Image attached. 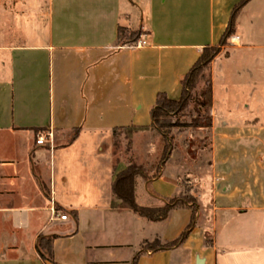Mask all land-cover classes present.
Instances as JSON below:
<instances>
[{"label":"crops","instance_id":"0c3cea01","mask_svg":"<svg viewBox=\"0 0 264 264\" xmlns=\"http://www.w3.org/2000/svg\"><path fill=\"white\" fill-rule=\"evenodd\" d=\"M241 1H13L15 40L0 35V264H51L37 253L40 236H56V264H133L138 254L137 264H264L259 78L240 93L228 73L234 52L264 45L244 43L240 25L229 55L212 63L211 173L193 181L199 208L187 239L142 249L177 240L192 221L190 208L153 222L113 207V184L129 164L116 155L114 134L150 126L159 93L180 97L181 79L206 46L220 42ZM263 3L251 0L239 15L253 7L255 17ZM120 28L148 45L122 44ZM49 130L54 146L37 145L36 135ZM181 177L167 161L159 178L139 180L138 204L162 206L180 192Z\"/></svg>","mask_w":264,"mask_h":264},{"label":"trees","instance_id":"16d2710c","mask_svg":"<svg viewBox=\"0 0 264 264\" xmlns=\"http://www.w3.org/2000/svg\"><path fill=\"white\" fill-rule=\"evenodd\" d=\"M251 0H242L233 10L229 26L217 45L206 46L200 57L181 79V95L178 99H171L165 93H159L155 105L151 111V124L146 127L131 128L128 131L135 132H155L164 143V153L160 165L162 166L172 147L173 130L178 127H188L193 129H212L211 109L213 104V83L211 66L214 60L222 53L223 48L230 45L232 37L236 36V22L240 11ZM119 40L122 44L136 42L140 38L139 32H132L126 29L119 30ZM193 105L197 116L191 123H180L179 117L185 114L188 108ZM160 166V167H161ZM156 167L155 171H149L145 165L137 164L133 158L129 159L128 167L118 174L113 184L114 202L113 207L118 210H129L142 218L153 222H161L167 219L170 212L178 208H190L193 218L182 235L171 243L162 244L156 240L145 242L143 250L160 251L176 247L183 243L194 226L195 215L197 213V203L195 198H191L181 193L182 182H180V192L168 199L163 200L160 207L142 206L137 202L136 188L139 180L151 183L161 176V168ZM46 197H50L49 189L41 184ZM56 236H40L36 245V250L40 258L51 264H56L53 242ZM140 254L136 256L133 264H137Z\"/></svg>","mask_w":264,"mask_h":264},{"label":"rangeland","instance_id":"374dc122","mask_svg":"<svg viewBox=\"0 0 264 264\" xmlns=\"http://www.w3.org/2000/svg\"><path fill=\"white\" fill-rule=\"evenodd\" d=\"M14 0H0V35L6 43H12L13 31L17 30L18 21L12 19L14 10ZM264 3L259 5L260 10L253 12V7L243 14L238 15L236 27H241L242 39L246 44L264 45V12L262 11ZM258 8V9H259ZM253 16V17H252ZM24 27V26H22ZM23 29V28H22ZM3 35H6L3 37ZM233 38V37H232ZM231 38V40H232ZM226 46L222 50L224 56H228ZM229 63V62H228ZM222 70V71H221ZM228 73L231 75L235 89L240 93L248 90L251 83L252 75L255 79L259 78L261 108H264V49H255L248 51H236L228 65ZM212 72V66H211ZM217 77L216 86L218 91L223 90V69L220 64L216 67ZM244 95V94H243ZM197 116L194 106L191 105L184 115L179 117L180 123H191L192 119ZM115 152L118 157L133 158L137 164L145 165L149 171L160 167V161L163 158L164 143L160 137L152 131L135 132V131H118L114 134ZM169 165L177 167L182 177L181 193L196 199L198 213V199L196 197V188L194 187L195 179H208L211 173L212 161V130L211 129H193L178 127L173 130V142L169 151L166 162Z\"/></svg>","mask_w":264,"mask_h":264},{"label":"built area","instance_id":"2783aa9c","mask_svg":"<svg viewBox=\"0 0 264 264\" xmlns=\"http://www.w3.org/2000/svg\"><path fill=\"white\" fill-rule=\"evenodd\" d=\"M148 45V42L143 39L139 38L136 42L129 43L127 46L131 49H142ZM36 144L40 146H44L49 144L51 147L54 146V133L52 130L49 131H42L36 135ZM68 216L66 214L60 215L61 220H67Z\"/></svg>","mask_w":264,"mask_h":264}]
</instances>
